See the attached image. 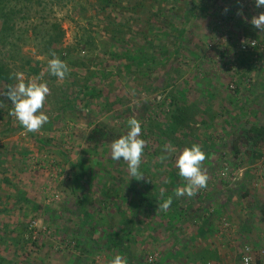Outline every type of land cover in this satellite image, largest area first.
Masks as SVG:
<instances>
[{
    "label": "rangeland",
    "instance_id": "1",
    "mask_svg": "<svg viewBox=\"0 0 264 264\" xmlns=\"http://www.w3.org/2000/svg\"><path fill=\"white\" fill-rule=\"evenodd\" d=\"M111 1L112 7L104 11L98 0H75L54 2L51 12L47 9L45 14L40 13L49 23L57 24L62 33L59 49L64 50V55L60 60L69 69L63 80L47 71L53 57L42 50L38 37H34L33 30L42 25L38 16L37 21L21 29L27 30V40L20 38L2 50L0 60L9 66L14 78L23 73L25 82L29 79L46 82L50 93L41 109L49 117L48 123L39 132L26 133L15 117L9 116L12 104H4L2 108L0 257L9 264H110L113 252L105 250L106 253L101 248V252L92 254L90 250L99 249L104 243L105 228L115 229L120 220L131 218L134 208L128 206L124 210L120 206L122 198L126 193L135 194V188L152 193L153 186L163 184L168 173L178 170L175 166L178 155L195 144L206 154L202 170L208 176L207 186L194 197L177 198L180 211L176 220L172 218L174 213L159 216L157 210L141 209L134 217L141 226L134 232L137 238L133 254L137 258L132 264H139L140 256L146 257L151 252L159 253L164 264H197L195 255L201 251L210 253L206 259L211 264L222 256L234 258L238 255L236 247L228 253L215 243L219 217L210 222L206 219L216 214L215 206L211 205L215 197L225 201L226 195L243 193L255 203L264 201V174L257 173L255 167L259 165L264 173L263 159L251 164L244 145H240L244 155L230 154L236 136L254 125L255 111L247 104L255 92L249 94L240 84L238 88L243 91L237 95L231 86L235 89V81H242L243 76L248 85L255 86L256 75L264 72V32L251 23L253 18L264 14V6L257 7L255 0H211L205 12L195 10L194 18L188 20L191 12L187 13L185 1L189 0L172 1L177 7L170 16L179 18L169 17L167 26L173 23L178 29H186L181 40L175 42L170 37H153L158 35L157 29L145 25L144 15L151 11L150 4L159 0H146V9L140 17L142 8H136L140 0ZM154 5L158 8L156 4L153 8ZM163 7L169 8L167 3ZM251 33L257 36L260 50L253 60H249V55L242 58L259 65L253 64L255 68L247 72L244 67H237L236 59L241 56L237 44L247 40ZM112 45L126 48L130 54L137 47L151 50L155 46L162 50L174 47L175 51L165 53L172 54L169 61L144 65L137 71L134 68L129 75L118 73L120 61L112 57L114 53L116 57ZM23 61L39 65L27 68ZM86 84L95 92L94 96L84 95ZM179 93L193 110L188 127L166 138L161 123L171 111L167 107L169 100ZM242 101V109L229 110ZM230 114L233 118L227 124L224 118L230 119ZM133 118L140 122V138L145 141L141 164L149 166L141 183H136L137 178L129 174L127 162L122 166L111 158L109 146L117 134H127L128 121ZM93 129L102 131L101 142L97 144L86 140ZM180 179L181 187L186 181ZM20 194L28 202L15 203ZM79 199L85 202L84 208L79 206ZM237 212L233 210L232 214ZM94 223L98 226H93ZM249 223L250 230L255 231L251 234L252 242L264 246V223L255 217ZM209 225L210 231L198 230L199 226ZM2 229L13 240L3 242ZM75 237L80 244L77 245Z\"/></svg>",
    "mask_w": 264,
    "mask_h": 264
},
{
    "label": "trees",
    "instance_id": "2",
    "mask_svg": "<svg viewBox=\"0 0 264 264\" xmlns=\"http://www.w3.org/2000/svg\"><path fill=\"white\" fill-rule=\"evenodd\" d=\"M62 1H75V0H0V55L2 53V50H7V48H10L20 38H23L22 40H27L26 39V31L21 30L22 27H29V24L33 20H38L40 19L42 21V25L39 26L37 30H33L34 37H38L40 44L42 45V50L45 52H48L50 56L53 58H62L64 55V50L59 49L61 42H62V33L60 29L58 28V25L55 23H49L48 20H46V17H42L40 13L45 14L47 9H49V12H51V7L54 4V2H62ZM141 2H138L136 5V8H142L141 13L139 14V17L144 13L143 11L146 9V5L144 2L146 0H140ZM174 1L175 3L177 0H171V1H164V0H159V1H153L149 8H151V11H149L148 15H144L145 18V25H149L157 29V34L154 35L153 37H160V39H166L168 37L171 38V40H174L176 42L181 40L182 36L185 33L186 29L180 28L178 29L173 23L170 26H167L168 18L173 19H178L179 16L174 15L170 16V12L172 9H175L177 5H174L171 3ZM183 1V0H180ZM157 2V3H156ZM188 5L189 10L187 11L188 20H191V18H194L193 12L195 10L201 9L202 12H205L207 4L211 2V0H189L185 1ZM99 6L101 7L100 9L102 11L107 10L109 7H112V1L111 0H98ZM167 3L169 6L168 9H165L166 7H163V5ZM153 4L158 5V8ZM202 7V8H201ZM35 8V9H34ZM134 12V11H131ZM165 13V14H164ZM35 16V17H34ZM38 16V17H37ZM36 17L38 19H36ZM42 28V29H41ZM162 35V36H160ZM257 36H255L253 33L250 35H247V40L245 38V42H250V41H256L255 39ZM145 40H147V37H144ZM160 39L158 41H160ZM241 41V40H240ZM148 43V40H147ZM115 44V43H114ZM239 44L238 45V53L241 55L240 57H237L236 62H237V67H244V69L247 70V72H251V69L258 67L256 64L259 65L257 62L256 64L254 63H249V61L246 59L244 60L242 56L249 55L251 58L249 60H253V56H257L255 52L260 50V45L257 43V48L253 51H248V52H241L239 49ZM112 48L116 49V57L115 53L113 54L112 57L116 58V61H120V64L117 66V71L118 73H132L131 70L135 68L137 71L138 67H143L144 65H152L155 64L156 62H160L162 60H165V62L169 61V59L172 56V54H169L166 56L165 53H171L170 50L175 51L174 47H170L168 50H162L160 48H157L156 46L154 47V50H151L149 48H143V47H137L134 51V53L130 54L126 51V48L121 49L120 47H116V45H112ZM167 51V52H166ZM56 55L58 57H56ZM162 55V56H161ZM262 55L259 53V56ZM24 62V61H23ZM35 64V67L39 65V63H32L31 61H25L23 63V66H26L27 68H32ZM255 66H254V65ZM37 65V66H36ZM232 68L228 69L231 70ZM238 69L236 71V74L238 72ZM34 70V69H33ZM37 71H34V74L37 75ZM131 75V74H129ZM242 81L239 80L238 83L237 81L235 84V89L233 90L234 94H240L243 90L239 89L238 86L240 87V84L244 88H246L247 91H251L254 86L248 85V81L246 78L244 79V76L242 77ZM9 86H15V78L12 73V71L9 69V66L4 63L2 60H0V93L6 92ZM245 86H249L248 88ZM89 86L86 84L84 85L83 91L84 95H88L89 97L94 96L95 92L93 90H89ZM243 88V89H244ZM245 90V91H246ZM179 96L172 97L171 100H169L170 104L167 106L168 108H171V111L169 114L165 115V118L162 120V126L164 127V130L162 131V134L165 135L166 138H169L172 133H179L180 130H184L188 127L187 121L189 120V115L191 111L193 110V107L187 102L185 98L182 97V93L178 94ZM164 101H162V106L164 105ZM4 104L11 105V102L8 101L7 97L4 95H0V116L4 114L3 112V106ZM9 110V116L11 117ZM2 119V117H1ZM9 125V124H7ZM148 130H152L151 128H148ZM102 131L93 129L91 133L88 134L86 137L87 142H94L95 144L101 142L102 138ZM120 134L116 135V139H118ZM113 140V141H114ZM104 142V139H103ZM105 145H107L106 142H104ZM240 145L247 146L246 150H250L251 152V157H250V163L252 164L253 162H259L261 159L264 158V128L263 127H257L256 125H251L245 131L242 132L240 136H236V139H234L231 147V151H233V155L235 157L239 156V153L244 151L240 147ZM110 146V145H109ZM242 149V150H241ZM117 164H120L124 166V161H116ZM127 166V164H126ZM147 164H141L140 168V175L135 176L134 181L136 183H141V176L145 177L146 174L149 172V166L146 167ZM86 167L83 169L86 171ZM178 172V170L174 171L172 170L170 173L167 175L166 181L162 184H158L157 186H153V192L149 194V192H146L144 190L140 191L139 189L135 188V194L130 195V193H126V197L122 198L121 202V207L124 210L128 206L133 207V214L130 219H125V220H120L118 225H116L115 229H112L111 227L105 228L103 232L106 233L104 243L101 245L99 249H91L90 253L94 254L96 251L101 252L100 249L103 248L104 251L108 250V252H113L115 255L119 254L123 257H126L128 264H132L133 259L136 257L133 254V246L135 245V238H137L134 235V232L137 231V229L141 226V222L137 221L134 219L136 215H138L141 212L142 208H148L150 210H157L159 211L160 215L159 216H165L172 214V218L176 220V213L180 211L179 207V199L175 195V189L177 187H180L179 181L181 180L179 176L175 173ZM180 179V180H179ZM117 193V191H116ZM128 196H130V199L127 200ZM245 196V195H244ZM171 198L172 203L171 206L167 210H162L160 208V205L166 201L167 199ZM17 200H15V203H18L19 201L22 200V202H28L27 199H24L23 194H20V196L16 197ZM178 200V201H177ZM79 206L81 208H84L85 202L81 199L78 201ZM264 209V206H263ZM175 210V212H174ZM49 210H46V214L48 213ZM83 211V210H82ZM3 213V211L0 209V214ZM215 218V213H212L206 220L210 222V220ZM217 219V218H216ZM103 221L104 219L101 218ZM215 220V219H214ZM206 221V222H207ZM218 221V220H217ZM219 223V222H218ZM93 226H98L94 223ZM209 226H206L205 228H200V231L203 233L205 231H210ZM3 228H6V226H3ZM2 235H3V242L5 239H10L11 235L8 234V231L6 229H2ZM80 237H83L82 234H79ZM31 237V235H30ZM77 242V245L80 244L79 240L75 237L74 239ZM95 242V241H94ZM79 248V246L77 247ZM105 251V252H106ZM107 253V252H106ZM210 254L209 252H199L196 253V263L197 264H208V261L206 257ZM148 254H146L147 257ZM215 253L212 252L211 256H214ZM141 258L139 259V264H143L144 259L146 260V257L140 256ZM137 258V257H136ZM164 261L162 260L160 264H164ZM0 264H9V261L6 259H3L0 257Z\"/></svg>",
    "mask_w": 264,
    "mask_h": 264
},
{
    "label": "clouds",
    "instance_id": "3",
    "mask_svg": "<svg viewBox=\"0 0 264 264\" xmlns=\"http://www.w3.org/2000/svg\"><path fill=\"white\" fill-rule=\"evenodd\" d=\"M255 3L257 7L264 6V0H255ZM251 23L256 29L264 32V14L253 18ZM47 71L50 75L63 80L69 69L65 62L53 58L48 62ZM15 78L17 81L15 86H9L7 91L0 93V95L6 96L8 101L11 102L10 114L15 117L26 133L39 132L48 123L49 117L41 109L50 93V89L46 82H37L33 79L25 82L23 73H17ZM140 135L141 124L133 118L128 121L127 134L120 136L110 145L111 158L114 161L123 160L127 162L128 172L133 177L140 175L142 154L145 147V141L140 138ZM205 159L206 154L200 146L195 144L190 148H185L178 155L175 166L178 169L179 176L183 177L186 183L175 189L177 197H194L200 189L207 186L208 176L202 170ZM171 203L172 200L169 198L160 205V208L167 210ZM110 264H128V261L126 257L117 254L110 260ZM245 264H248L247 257L245 258Z\"/></svg>",
    "mask_w": 264,
    "mask_h": 264
},
{
    "label": "crops",
    "instance_id": "4",
    "mask_svg": "<svg viewBox=\"0 0 264 264\" xmlns=\"http://www.w3.org/2000/svg\"><path fill=\"white\" fill-rule=\"evenodd\" d=\"M259 74V73H258ZM258 81L255 83L254 88H256L255 90H251L249 94H253V97H250V103L247 104L249 109H253L255 111V116L254 120L252 121L254 125H256L257 127H263L264 128V72L260 75H256L255 77ZM253 92V93H252ZM242 102L239 103V105H235L233 106V108L229 109V110H233L235 108H240L242 109ZM227 105H230L229 103H226ZM226 105V107H228ZM247 111V110H246ZM232 116V114H230ZM229 119L228 116H225V122L228 124L229 121H231V119L233 118V116ZM235 119V118H234ZM252 119V118H251ZM248 120V119H246ZM229 136V134L227 135ZM242 150V149H241ZM233 151H230V154ZM244 155V151H242L241 153H239V156ZM246 155L248 156V158L251 157V152L250 150H248V152H246ZM262 159L259 161L261 162ZM256 170L257 173L258 171L261 173V175L263 176V171L262 169L259 167V165H256ZM263 170H264V166ZM264 186V185H263ZM262 187V186H260ZM264 188V187H263ZM243 193H238L237 195H232L230 197H228L226 195L225 201H223L222 199H217V197L212 198L211 199V205L216 209V214H215V218H218L217 220L220 221V224L222 221H226L229 223L231 230L228 232H223L221 230V226L219 223H217L216 225V232L214 234V236L216 237V245H219L221 249H224L225 251H228V253H231L234 247L237 248L238 250V255L235 256L234 258H231L229 255H227L226 257H221L219 258L214 264H239V253L241 252L242 248L244 245H250L255 251L259 250V249H263L264 250V246H259L257 244H255L254 242H252L253 240L251 239L252 237V233H255L254 230H250V221H252V219L255 217L257 221L264 223V209H263V205H264V201H262L260 204L255 203L254 200H251V197L247 195H242ZM247 197V198H246ZM251 200V201H250ZM233 210L237 212V214H232ZM250 213V215H248ZM256 214V216H254ZM257 214H259L260 216H258ZM230 216V217H229ZM226 217V218H225ZM231 218V219H230ZM259 218V219H258ZM229 219V220H228ZM231 220V221H230ZM233 222L236 223L234 225H231V223ZM251 226H253V228L255 227V224L251 223ZM259 230L262 229V225L259 224ZM257 229V230H258ZM256 230V231H257ZM254 231V232H252ZM239 237V238H237ZM248 237V238H247ZM259 239V238H258ZM219 241V242H217ZM240 241L242 242L241 244H237L236 242ZM240 245H242L240 247ZM220 251V249H218ZM220 254V253H219ZM211 264V263H210Z\"/></svg>",
    "mask_w": 264,
    "mask_h": 264
},
{
    "label": "built area",
    "instance_id": "5",
    "mask_svg": "<svg viewBox=\"0 0 264 264\" xmlns=\"http://www.w3.org/2000/svg\"><path fill=\"white\" fill-rule=\"evenodd\" d=\"M257 48L256 41L245 42L241 41L239 44V49L241 52L253 51ZM234 89L233 86H231ZM262 165L264 166V158L262 161ZM221 230L225 233L231 230L230 225L226 221H222ZM248 258V264H264V250L259 249L255 251L250 245H244L241 252L239 253V264H245V258ZM162 258L159 253L151 252L147 255L145 264H160ZM210 264V263H208Z\"/></svg>",
    "mask_w": 264,
    "mask_h": 264
}]
</instances>
